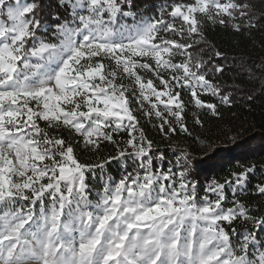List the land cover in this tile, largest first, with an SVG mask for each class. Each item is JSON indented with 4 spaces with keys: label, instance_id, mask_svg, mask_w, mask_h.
Masks as SVG:
<instances>
[{
    "label": "snow or ice",
    "instance_id": "6c2138e0",
    "mask_svg": "<svg viewBox=\"0 0 264 264\" xmlns=\"http://www.w3.org/2000/svg\"><path fill=\"white\" fill-rule=\"evenodd\" d=\"M60 7L66 15L52 25L39 0H0V264H264L255 233L232 226L264 229V216L240 200L222 206L226 186L243 191L255 166L213 180L200 196L180 157L179 171L156 167L164 153L153 154L137 114L170 138L189 132L184 95L217 117L202 96L230 105L208 78L227 57L208 55L204 28L256 27L250 0H191L155 16L131 11L132 0ZM105 144L116 155L82 162ZM113 161L125 174L90 186L88 174L95 180ZM255 194L264 196V184Z\"/></svg>",
    "mask_w": 264,
    "mask_h": 264
},
{
    "label": "trees",
    "instance_id": "16d2710c",
    "mask_svg": "<svg viewBox=\"0 0 264 264\" xmlns=\"http://www.w3.org/2000/svg\"><path fill=\"white\" fill-rule=\"evenodd\" d=\"M60 2L39 0L48 24L56 23L52 19L53 15L60 14L62 18L66 15ZM180 2L191 0H132L131 11L155 16L160 6ZM250 2L258 23L248 31L236 32L230 26L205 24V42L202 46L208 49V55L218 50L227 57L216 58L214 61L224 66L223 73L214 74L209 71L208 78L222 86V94L230 96V105L221 104L219 96L201 97L217 104L218 117L189 103L188 96L184 95L187 103L184 121L189 132L182 133L178 129L177 133L166 138L155 127L158 121L153 119L149 122L137 114L145 135L153 141V154L164 153L165 160L156 161V167L178 171L180 168L176 165V159L180 157L181 164L188 169L187 179L196 183L200 195L213 180L223 183L231 178L232 172L254 165V170L248 173L243 191L237 189L234 195L232 189L226 186V200L222 206L232 207L234 200H240L249 207V215L258 218L264 216V196L255 194L256 185L264 184V0ZM132 107L134 111L138 107L135 101ZM196 116H199L202 126L196 124ZM116 138L127 139V134L121 133ZM183 153H187V159H184ZM108 155L114 156L116 153L110 145L105 144L96 156L82 153L80 159L82 162L96 163L98 157L106 158ZM128 165L127 171H132L131 161ZM104 172L107 178L112 177L117 181L125 174L121 162L117 161L106 165ZM232 226L238 232L245 229L254 232L257 237L256 247L264 246V229L259 226L254 228L252 221L244 223L237 220Z\"/></svg>",
    "mask_w": 264,
    "mask_h": 264
},
{
    "label": "rangeland",
    "instance_id": "374dc122",
    "mask_svg": "<svg viewBox=\"0 0 264 264\" xmlns=\"http://www.w3.org/2000/svg\"><path fill=\"white\" fill-rule=\"evenodd\" d=\"M31 3V1H28ZM162 7H167L166 5H162L159 7V10L160 8ZM150 16V15H149ZM199 145H202V142H199ZM167 170V169H166ZM180 169H178L179 171ZM175 171V170H174ZM87 179H88V182L90 184V186L94 187V188H101L102 187V181L104 179H107V176L105 174V172L103 171V173L101 174L100 170H97L96 173H95V180L93 179V174H88L87 176ZM116 180V179H114ZM117 181V180H116ZM209 185V184H208ZM231 189V187H229ZM200 195V194H199ZM204 195V192L200 195V196H203ZM225 195H226V192H225Z\"/></svg>",
    "mask_w": 264,
    "mask_h": 264
}]
</instances>
